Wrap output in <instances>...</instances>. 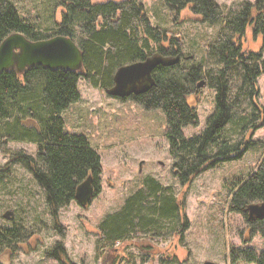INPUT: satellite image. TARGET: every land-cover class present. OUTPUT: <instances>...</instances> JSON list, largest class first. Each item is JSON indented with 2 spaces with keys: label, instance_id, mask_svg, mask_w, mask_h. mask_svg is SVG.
Wrapping results in <instances>:
<instances>
[{
  "label": "trees",
  "instance_id": "1",
  "mask_svg": "<svg viewBox=\"0 0 264 264\" xmlns=\"http://www.w3.org/2000/svg\"><path fill=\"white\" fill-rule=\"evenodd\" d=\"M164 2L177 16L190 6L202 22L220 26L217 38L205 44L212 63L209 69H205L203 63L190 67L181 62L170 67L158 66L153 74L156 85L151 90L123 98H131L146 111H164V132L174 159L172 172L186 186L219 163L242 157L245 148L253 144L245 142L244 131H255L264 123V109L258 105V79L264 74L263 49L250 52L242 43L249 30L264 39V1L243 2L238 9L228 12L214 0ZM62 6L66 13L55 35L71 37L78 44L84 53L83 73L42 66L33 67L22 75L15 71L2 72L0 146L9 141L38 145L37 156L18 152L12 156L10 164L21 163L33 174L46 195L55 228L65 235L56 223L58 214L75 201L78 185L92 175L95 197L102 190L103 168L99 153L85 135L64 130L63 113L81 99L80 78L106 89L113 85V76L123 65L142 61L156 52L172 56L183 54L179 37L153 26L142 5L135 0L103 4L63 0ZM40 28L33 20L23 18L12 1L0 0V44L13 33H22L32 41L53 37H44ZM201 81L215 90V109L204 130L187 138L184 129L200 124L191 97L199 90L197 85ZM27 117L37 124L22 123ZM235 133L242 135V139H233ZM228 197L229 211L244 215L250 237L260 235L264 239V219L250 222L246 213L248 205L264 201V155L256 171L229 183ZM180 218L181 205L173 189L153 177H146L118 211L100 222L97 247L102 255L113 256L115 243H127L134 236L157 237L167 223H179ZM25 236L22 225L0 227V251L15 248ZM143 249L148 252L153 248L146 245ZM45 255L60 264H74L61 242L46 250ZM239 262L264 264V250L257 252L246 246L234 248L231 263Z\"/></svg>",
  "mask_w": 264,
  "mask_h": 264
},
{
  "label": "rangeland",
  "instance_id": "2",
  "mask_svg": "<svg viewBox=\"0 0 264 264\" xmlns=\"http://www.w3.org/2000/svg\"><path fill=\"white\" fill-rule=\"evenodd\" d=\"M10 1L23 18L41 26L39 32L44 37L55 36L66 13L63 0ZM135 1L142 5L153 26L179 37L184 56L182 65L190 67L203 63L205 69L211 67L205 44L217 38L220 26L202 22L190 6L177 16L164 0ZM214 1L228 12L238 9L243 2L255 3L258 0ZM242 43L250 52L257 53L263 49L264 55V39L255 36L253 31L247 32ZM258 87V105L264 109V74L258 79ZM78 89L80 101L62 115L64 130L85 135L91 147L99 153L103 168L101 193L87 208L74 201L59 211L56 223L65 231V235H61L55 228L46 195L33 174L21 163L10 164L12 156L18 152L37 156L38 145L28 141H9L0 146V176L3 178L0 181V227L12 226L3 217L7 210L12 209L16 213V222L32 236L34 244V247L26 245L13 264H60L45 255L46 250L58 242L63 244L74 264H204L205 261L232 264L229 256L232 248L246 246L257 252L264 250V239L260 235L250 237L244 215L230 212L228 206L229 183L247 178L256 171L263 158L264 123L255 131H244L245 142L253 144L245 148L246 151L244 149L242 157L221 162L183 186L172 172L174 159L164 132V111H146L131 98L111 97L105 88L95 87L84 77L80 78ZM198 91L191 97V103L197 110L200 124L184 129L187 138L204 130L215 109V90L205 85ZM258 121L262 122L261 119ZM22 123L27 126L37 124L29 117ZM233 139L240 140L242 135L235 133ZM146 177H153L163 186L173 189L181 205L179 223H167L157 237L134 236L127 243L117 242L113 256L102 255L97 247L100 222L108 214L118 211ZM146 245L153 249L145 252L143 248ZM1 258L6 264L10 263L8 257Z\"/></svg>",
  "mask_w": 264,
  "mask_h": 264
},
{
  "label": "water",
  "instance_id": "3",
  "mask_svg": "<svg viewBox=\"0 0 264 264\" xmlns=\"http://www.w3.org/2000/svg\"><path fill=\"white\" fill-rule=\"evenodd\" d=\"M181 59V54L172 56L156 52L142 61L123 65L116 70L113 76V85L106 88L105 91L111 97L120 99L144 94L156 85L153 74L158 66H174L179 64ZM36 66L50 70L83 73L84 53L74 39L64 35L32 41L22 33H13L1 42L0 74L15 71L18 75H22ZM205 85L206 82L201 81L197 88L201 89ZM140 167H142V163ZM141 172L140 169L139 173ZM94 199V180L92 175H89L78 185L75 201L81 207L87 208ZM246 213L247 220L250 222L264 219V201L248 205ZM9 214L12 213L4 214L7 220L12 219ZM204 264L217 263L205 261Z\"/></svg>",
  "mask_w": 264,
  "mask_h": 264
},
{
  "label": "flooded vegetation",
  "instance_id": "4",
  "mask_svg": "<svg viewBox=\"0 0 264 264\" xmlns=\"http://www.w3.org/2000/svg\"><path fill=\"white\" fill-rule=\"evenodd\" d=\"M91 1V0H90ZM122 1H126V0H121V1H115V0H109V1H103V2H97V3H94L92 2L93 4H103V3H109V2H112V3H120ZM184 56L182 55V58ZM200 91H196L195 94H198ZM7 212H11L12 214H9V217H12L11 220H8L12 223V226L11 227H7V228H14V226L18 225V223L16 222V213L14 210L10 209V210H7L4 214H6ZM4 217V215H3ZM5 218V217H4ZM6 219V218H5ZM247 232H249V229L247 230ZM31 238L32 236L31 235H28L26 234V236L21 239L17 244H16V247H6L5 249H3L2 251H0V264H6L4 261H3V258H1L2 256H6L10 259V263L9 264H13V262L19 258V252L20 251H24L25 250V246L26 245H29L30 244V247H34L33 243L31 242ZM245 242H248L247 239L244 240ZM250 241V240H249ZM241 247V246H240ZM234 248H232L229 252V256H230V259H231V252ZM5 253V255H1V253ZM2 253V254H3Z\"/></svg>",
  "mask_w": 264,
  "mask_h": 264
}]
</instances>
